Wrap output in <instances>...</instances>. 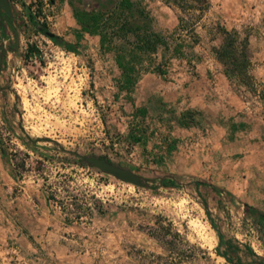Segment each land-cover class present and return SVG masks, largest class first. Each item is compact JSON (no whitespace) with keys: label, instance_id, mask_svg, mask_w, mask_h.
Listing matches in <instances>:
<instances>
[{"label":"rangeland","instance_id":"374dc122","mask_svg":"<svg viewBox=\"0 0 264 264\" xmlns=\"http://www.w3.org/2000/svg\"><path fill=\"white\" fill-rule=\"evenodd\" d=\"M8 1L17 44L5 23L0 264H229L216 254L214 227L238 246L241 264H264V230L245 209L264 212V0H209L193 49L175 58L165 52V63L158 49L131 89L122 84L114 53L77 18L96 8L113 14L111 20L128 16L131 27L170 35L174 8L162 0H131L126 13L120 0ZM213 23L248 37L255 93L223 74L211 53L220 43L208 31ZM157 64L164 76L153 70ZM20 128L44 140L40 157L21 144ZM57 146L129 169L147 187L80 167ZM19 152L29 154L32 170L22 177L10 160L23 158ZM65 157L72 163H63ZM35 160L43 163L40 176ZM63 175L104 213L66 221L47 203L43 186ZM185 176L208 185L180 179Z\"/></svg>","mask_w":264,"mask_h":264},{"label":"trees","instance_id":"16d2710c","mask_svg":"<svg viewBox=\"0 0 264 264\" xmlns=\"http://www.w3.org/2000/svg\"><path fill=\"white\" fill-rule=\"evenodd\" d=\"M166 6L172 7L177 11V25L172 34H161L157 32H146L145 26L131 27V18L124 16V18H112L113 14H105L98 9H93L87 15L77 18L82 30L86 33L96 34L99 37L100 46L102 49L111 50L114 53V59L117 68L121 73L122 84L126 89H131L137 82L138 77L142 71L148 69L145 64H153L154 56L158 49H161V58L165 61V52L171 56L179 57L184 56V49H193V44L198 40L197 28L201 25L204 17L210 12L211 4L209 0H162ZM119 8L123 13L131 11L134 4L131 0H120ZM121 12V13H122ZM122 13V15H124ZM121 15V16H122ZM104 16V17H103ZM123 17V16H122ZM0 34L4 29V19H1ZM11 28V27H10ZM12 30V29H11ZM209 33H213L215 38H219L220 43L217 46L211 47V53L214 55L215 60L222 66L223 74L230 80H234L240 85L244 86L248 91L255 93L256 83L250 74V54L248 37H241L236 30H228L226 27L219 23L210 24L208 27ZM13 32V30H12ZM47 36V32H44ZM14 35V32H13ZM51 39L59 44L71 47L69 44L62 42L56 36ZM32 52V50H29ZM153 70L160 76H164V70L157 64ZM144 113V109L137 110ZM5 119V118H4ZM20 131L24 135V140H20L21 144L27 149L31 150L36 156L40 157L38 145L39 142L44 141L40 139H31L26 136L23 130ZM26 139V140H25ZM25 141H27L25 143ZM46 149V148H45ZM56 151L65 153L70 157H75L72 154L65 152L62 148L57 146ZM23 156L16 160V156L11 158V164L18 177H22L26 172H31V167L27 166V159L30 156L27 152H19ZM7 152L3 148L0 140V156L3 158ZM78 159V158H77ZM66 164H71L70 160L66 157L62 159ZM75 164L80 167H89L81 160H77ZM39 164L35 168L37 175H42L40 165H43L39 160H35ZM74 163V162H73ZM44 179V178H43ZM170 183L174 185L172 178ZM180 179L192 180L194 185H208L206 182L195 179L191 176H185ZM162 183V182H161ZM163 184H166L163 182ZM48 188L46 201L58 207L64 215L66 221L74 219L80 221L83 218L90 217L93 211L103 214L102 205L93 208L87 201L85 195L75 193L72 188V179L68 175L58 176L54 180L44 179V184ZM96 201V200H95ZM205 207V206H204ZM246 212L255 216L254 221H257L260 227L264 230V212L259 211L253 207L245 205ZM218 237V247L216 254L224 259L229 264H241L239 257V248L234 246L230 240L225 241L218 228L214 227ZM155 237V234H154ZM168 246L169 243L162 242ZM247 251L255 256L249 248Z\"/></svg>","mask_w":264,"mask_h":264},{"label":"water","instance_id":"95a60500","mask_svg":"<svg viewBox=\"0 0 264 264\" xmlns=\"http://www.w3.org/2000/svg\"><path fill=\"white\" fill-rule=\"evenodd\" d=\"M11 17H12V13H11V7L9 4V1L0 0V21L1 19H4L8 23V25L11 27V29L14 32V38H15L14 45H16L17 44V34L12 26ZM0 26H1V22H0ZM47 36L51 38L53 35L47 33ZM2 53H3V45H1L0 63L2 60ZM68 153L72 154L79 160L83 161L85 165L92 167L98 170L100 173L110 176L118 181L133 185L138 188L147 187V185L143 182V180L138 175L130 171L129 169L118 167L114 164L107 162L104 159H101L95 156L83 157L76 153H72V152H68Z\"/></svg>","mask_w":264,"mask_h":264}]
</instances>
